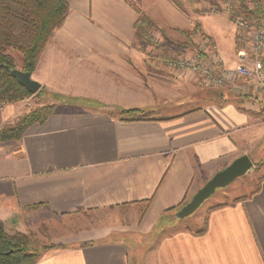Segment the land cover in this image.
Masks as SVG:
<instances>
[{
  "label": "crops",
  "instance_id": "obj_1",
  "mask_svg": "<svg viewBox=\"0 0 264 264\" xmlns=\"http://www.w3.org/2000/svg\"><path fill=\"white\" fill-rule=\"evenodd\" d=\"M66 1L68 14L31 75L54 98L77 105L56 106L19 139L0 141V224L35 237L44 227L64 246L34 264H264V179L251 197L197 221L205 224L201 234L174 219L236 157L254 162L264 97L244 77L207 88L192 73L164 69L146 56L144 42H133L140 13L170 36L197 19L202 51L233 67L229 17L206 13L205 0L184 11L171 0ZM70 63L86 68L85 85L52 77L50 67ZM130 108L159 113L122 120L119 111ZM23 109L4 104L0 128Z\"/></svg>",
  "mask_w": 264,
  "mask_h": 264
},
{
  "label": "trees",
  "instance_id": "obj_2",
  "mask_svg": "<svg viewBox=\"0 0 264 264\" xmlns=\"http://www.w3.org/2000/svg\"><path fill=\"white\" fill-rule=\"evenodd\" d=\"M171 1L180 10L185 9L184 1ZM198 1L200 0H188L187 2L192 5ZM239 6L245 17L264 18L263 5L253 10L247 9L243 2H240ZM68 11L69 5L66 0H0V103L9 104L25 99L36 95L41 89L35 94H31L5 70V67L15 68L16 58L12 54V50L19 54V69L31 74L54 31L63 24ZM133 28V42L138 43L145 41L149 31L155 26L147 15L140 13ZM196 31L197 28L180 32L191 35ZM160 33L164 34V32ZM199 54L203 55L201 51ZM54 110V104H46L21 115L14 122L0 128V141L19 139L31 124L43 123ZM151 113V111L141 108L119 111L121 119L125 121L147 120L152 116ZM259 114L264 117V105ZM262 179L264 178L258 180L255 189H258V183ZM257 191L253 190L249 194L238 196L231 201L225 198L222 203L212 207L210 211L245 200ZM204 230L205 224L195 233L201 234ZM54 248H64V246L62 244L41 245L33 233L18 231L9 233L0 224V264H34L47 250Z\"/></svg>",
  "mask_w": 264,
  "mask_h": 264
},
{
  "label": "rangeland",
  "instance_id": "obj_3",
  "mask_svg": "<svg viewBox=\"0 0 264 264\" xmlns=\"http://www.w3.org/2000/svg\"><path fill=\"white\" fill-rule=\"evenodd\" d=\"M217 0H205L206 6V13H217L212 12L210 10V6L215 4ZM263 9H264V0H261ZM185 3L190 5L188 2ZM184 11V10H183ZM202 12V11H201ZM219 12V11H218ZM196 16V15H195ZM232 22V21H231ZM233 23V22H232ZM198 26V27H196ZM194 28H200L199 22L197 19H195V22L193 26L190 28L191 30ZM189 29V30H190ZM235 29V27H234ZM170 30V29H169ZM164 32V31H163ZM196 33V32H195ZM195 33H192L191 35H185L181 32L175 33L174 31H171V36L168 34H161L160 31L157 32L156 29L152 28L149 31L148 38L145 41H140L138 43L134 42V44H142L144 42V45L147 46L146 48V56L151 59H157L160 61V65L166 68V63L164 60L166 59H172L176 56H201L199 52L201 51L204 56H207L208 53H205V51H202L207 46H201V41H203L202 35H197ZM170 34V33H169ZM195 34L196 36L192 35ZM203 39V40H202ZM12 54L16 58L15 62V68H20V58L19 54L17 52L12 51ZM206 54V55H205ZM210 54V53H209ZM72 63L69 65H64L61 68H58L57 66H52L50 69L52 70L51 75L54 79H58V81L61 82H67L70 81L71 85H78V84H86L84 82V77H86V68L80 67V66H71ZM181 73L189 72L187 70H176ZM198 77V75L194 74L193 72H189ZM31 78L38 81L39 78L35 74L31 75ZM190 78V77H189ZM199 78V77H198ZM193 79V78H192ZM200 79V78H199ZM246 79V78H245ZM249 80V79H247ZM237 81V80H236ZM250 81V80H249ZM57 82V81H56ZM240 84L247 85V81H241L239 80ZM263 96L261 93L259 96ZM264 97V96H263ZM196 103L198 102V99H195ZM20 102V103H19ZM16 103V104H15ZM13 104L16 106H23L22 114L27 113L30 110H33L37 107H40L42 105L46 104H54L55 107H70L75 106L77 104H67L64 102H61L59 98H54L52 94H49L46 90V87L42 85L41 89L38 91L36 95L29 96L25 99L13 102ZM187 105H191V102L186 103ZM159 112H152L151 115H158ZM20 115V116H21ZM20 116H18L16 119H18ZM16 119H13L12 122H14ZM10 122V123H12ZM8 124V123H7ZM6 125V124H5ZM253 159V166L251 169H249L244 175H241L237 178H235L230 184L226 185L225 187L217 188L214 193L207 198L192 214L189 216L183 218V219H177L182 223H185L188 225L190 229L193 231H196L197 228H200V226H196L195 223L199 221L200 219H205L206 215L210 211V209L219 203H222L225 198H228L229 201H231L233 198H236L238 196H243L249 194L253 189L256 188L257 182L260 179V175L264 174V135L261 137V141L259 143L258 149L255 153V155L252 157ZM262 163V165H261ZM175 214V213H174ZM175 216V215H174ZM39 230V228H38ZM55 230V229H54ZM37 231V230H36ZM59 233V231L55 230ZM17 232V231H16ZM19 232V231H18ZM28 233V232H27ZM36 239L39 240V243L42 245H48V244H61V243H54L51 242L52 239L55 237L49 234L48 230L46 228H40L39 232L35 233Z\"/></svg>",
  "mask_w": 264,
  "mask_h": 264
},
{
  "label": "built area",
  "instance_id": "obj_4",
  "mask_svg": "<svg viewBox=\"0 0 264 264\" xmlns=\"http://www.w3.org/2000/svg\"><path fill=\"white\" fill-rule=\"evenodd\" d=\"M253 10L262 5L261 0H217L210 6L212 12L222 11L235 27V64L225 67L214 56H176L164 60L168 70H187L198 75L207 88H227L234 80L244 77L254 82L264 96V18L245 17L239 3ZM205 42L203 46H206ZM4 104L0 103V111Z\"/></svg>",
  "mask_w": 264,
  "mask_h": 264
},
{
  "label": "water",
  "instance_id": "obj_5",
  "mask_svg": "<svg viewBox=\"0 0 264 264\" xmlns=\"http://www.w3.org/2000/svg\"><path fill=\"white\" fill-rule=\"evenodd\" d=\"M5 70L24 86L31 94H35L40 88V82L31 78L28 71H23L18 68ZM253 166L252 160L246 154L236 157L224 168L215 172L191 198L185 202L176 212L175 217L183 219L192 214L207 198H209L217 188L225 187L230 184L235 178L244 175Z\"/></svg>",
  "mask_w": 264,
  "mask_h": 264
}]
</instances>
